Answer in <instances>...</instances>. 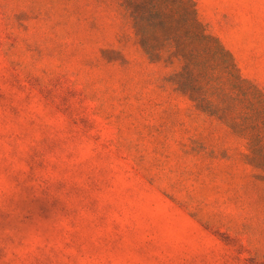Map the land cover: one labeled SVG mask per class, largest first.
I'll return each instance as SVG.
<instances>
[{
  "label": "rangeland",
  "instance_id": "obj_1",
  "mask_svg": "<svg viewBox=\"0 0 264 264\" xmlns=\"http://www.w3.org/2000/svg\"><path fill=\"white\" fill-rule=\"evenodd\" d=\"M192 1L264 89V0ZM179 67L126 0H0V264H264V175Z\"/></svg>",
  "mask_w": 264,
  "mask_h": 264
},
{
  "label": "trees",
  "instance_id": "obj_2",
  "mask_svg": "<svg viewBox=\"0 0 264 264\" xmlns=\"http://www.w3.org/2000/svg\"><path fill=\"white\" fill-rule=\"evenodd\" d=\"M126 1L150 59L179 61L171 75L176 89L196 110L215 115L245 138L248 162L264 175V89L240 74L231 52L197 18L192 0Z\"/></svg>",
  "mask_w": 264,
  "mask_h": 264
}]
</instances>
